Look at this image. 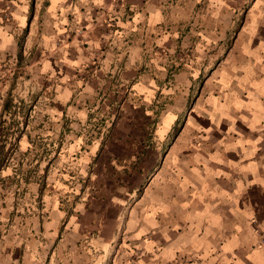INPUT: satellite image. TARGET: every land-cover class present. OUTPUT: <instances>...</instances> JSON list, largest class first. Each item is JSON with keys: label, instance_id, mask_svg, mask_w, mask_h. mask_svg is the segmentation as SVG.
Listing matches in <instances>:
<instances>
[{"label": "crops", "instance_id": "0c3cea01", "mask_svg": "<svg viewBox=\"0 0 264 264\" xmlns=\"http://www.w3.org/2000/svg\"><path fill=\"white\" fill-rule=\"evenodd\" d=\"M49 1L44 36L87 35L55 66L41 59L42 72L60 77L54 116L71 113L72 127L82 129L100 92L130 86L129 109L113 127L111 145L95 138L87 154H128L131 135L149 145L142 132L154 100L165 93L168 103L155 124L156 145L147 147L153 171H135V186L120 188V195L112 193L116 182H106L100 200L78 204L68 216L59 204L42 215H15L14 196L4 200L2 194L20 183L6 163L0 169V264H176L195 258L201 264H264V0H121L115 10L113 0ZM27 10L19 6L14 17L30 31L36 21ZM154 46L173 59L153 52L147 59ZM18 52L10 25L0 23V60L22 58ZM176 56L184 63L169 74L166 65ZM6 76H0V147L9 144L17 123L23 143H30L26 99L16 97ZM17 102L27 120L11 119ZM74 137L82 148L83 138ZM113 146L119 152H111ZM24 187L35 189L30 180Z\"/></svg>", "mask_w": 264, "mask_h": 264}, {"label": "rangeland", "instance_id": "374dc122", "mask_svg": "<svg viewBox=\"0 0 264 264\" xmlns=\"http://www.w3.org/2000/svg\"><path fill=\"white\" fill-rule=\"evenodd\" d=\"M121 3V0H113L110 7L113 10L119 9ZM23 5L29 8L25 11L26 14L28 13V18H31L33 22L36 21L30 29L31 32L27 28L19 27L18 21L14 17V12ZM49 7V0H0V23L10 25L11 32L19 43V52L23 51L22 58L16 56L13 62L0 60V76L6 78L7 73L10 74V85H13L16 97L19 100L26 99L25 109L29 114L30 121L28 129L30 143H23V130L17 123L13 131L9 130L10 135L11 133L13 135L9 144L0 147V169L6 163L12 164L11 167L17 172L16 183L18 181L20 183L18 188L11 189L14 193L4 192L2 194L4 200L7 196H14L16 208L13 213L17 216L42 215L44 210H50L51 206L55 204H59L68 216L77 211L78 204L100 200L104 194L101 190L106 182L117 183L112 187L114 195H118V193L120 195L124 188L135 186L138 178L135 171H143L147 167L153 171L151 153L148 152L147 147L152 149L156 145L152 144L156 142L157 138L155 124L168 103L165 93L159 94L154 100L157 107L155 106L153 114L147 117V125L142 132L145 142H149V145L143 144L145 145L143 147L137 143L136 137L131 135L132 141L125 148L129 152L128 154L114 157L116 153H112L110 158L105 159L100 157V151L96 156L87 154L89 152L88 145L92 144L95 138L101 139L102 145L107 146L108 143L111 145V140L115 136L113 127L129 109L132 99L129 96L130 86L122 87V92H120L119 83H115L117 86L109 88L106 93L100 92L95 105L93 104L94 106L89 112V123L83 125L82 129L72 127V121L76 118L71 113L65 112L63 116H54L52 112L53 99L60 77L52 75V71L42 72L41 59L42 57L50 58L55 66V61L60 63L66 55H74L77 52L74 46L78 43L83 45L78 41L80 36L87 35L81 32L78 34L70 32L58 37L55 34L44 36L45 25L50 28L49 23H44L46 9ZM242 19L243 16L240 17L239 24ZM82 38L84 39V37ZM105 48H109V45ZM152 52L154 55H164L169 57V60L173 59L168 51L156 46L146 50L144 56L151 59ZM179 53H181L180 58L183 59L185 53L183 51ZM180 58L176 56L170 65H166L169 74L177 72L182 65L180 63H184ZM176 60L179 63L176 64ZM146 62L149 63L148 60ZM145 68L150 69V66L145 64L143 69ZM10 69L11 71H9ZM12 77L17 79L14 84ZM191 102L192 100L189 103ZM22 104L17 102L11 119L27 120V117L23 118L22 115L24 110ZM71 104L72 102L69 103V105ZM183 118L184 116L180 120L182 121ZM180 125L177 124L174 134H177ZM174 134H171V138ZM75 135L83 138L85 145L83 143L82 148L75 141ZM26 145L29 146L27 150ZM122 145L119 146L125 147L124 144ZM166 147L167 145L164 146L162 152ZM112 148L111 152H119V147L113 146ZM8 156H10V160L6 162ZM12 156L13 159H11ZM155 167H157V162L154 164V169ZM2 179L3 177L0 176V182ZM29 180L35 185V189L31 191L24 187V181ZM140 190L141 188H139ZM122 195L126 197L125 193ZM99 210L103 212L104 209L99 208ZM64 226L65 224L62 225V229ZM0 231L3 232L4 229ZM69 247H71L70 243Z\"/></svg>", "mask_w": 264, "mask_h": 264}, {"label": "built area", "instance_id": "2783aa9c", "mask_svg": "<svg viewBox=\"0 0 264 264\" xmlns=\"http://www.w3.org/2000/svg\"><path fill=\"white\" fill-rule=\"evenodd\" d=\"M262 242L264 243V236L262 239ZM176 264H201L199 259H183V260H178Z\"/></svg>", "mask_w": 264, "mask_h": 264}]
</instances>
